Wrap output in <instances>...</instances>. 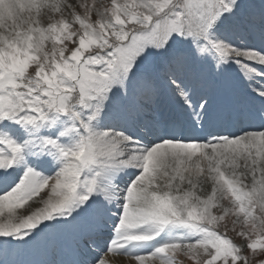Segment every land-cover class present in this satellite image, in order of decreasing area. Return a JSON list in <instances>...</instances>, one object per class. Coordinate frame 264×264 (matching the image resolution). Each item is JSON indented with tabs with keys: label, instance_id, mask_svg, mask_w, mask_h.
Here are the masks:
<instances>
[{
	"label": "snow or ice",
	"instance_id": "obj_1",
	"mask_svg": "<svg viewBox=\"0 0 264 264\" xmlns=\"http://www.w3.org/2000/svg\"><path fill=\"white\" fill-rule=\"evenodd\" d=\"M261 254L264 0H0V264Z\"/></svg>",
	"mask_w": 264,
	"mask_h": 264
},
{
	"label": "rangeland",
	"instance_id": "obj_2",
	"mask_svg": "<svg viewBox=\"0 0 264 264\" xmlns=\"http://www.w3.org/2000/svg\"><path fill=\"white\" fill-rule=\"evenodd\" d=\"M101 2H107V0H101ZM47 192H44L41 194V196L45 195ZM38 201V199L36 200ZM30 203L28 206H26V210H31L32 206H34L35 204L38 203ZM24 210H21L22 212H25ZM21 214H26V213H22ZM229 227H231V222L229 220ZM229 237H231L234 241V243H236L237 245H241V244H245L246 242L240 238L239 236L236 235V233L229 231L228 232ZM245 255L250 256L251 254L245 249L244 252ZM108 259L111 261V264H135V261H133L132 259L128 258V257H124V256H109ZM177 262L178 264H191V262L189 260H187V258L183 257V256H178L177 258ZM264 259V254L258 255L255 258V261H253V264H256V261L258 260H262Z\"/></svg>",
	"mask_w": 264,
	"mask_h": 264
},
{
	"label": "bare ground",
	"instance_id": "obj_3",
	"mask_svg": "<svg viewBox=\"0 0 264 264\" xmlns=\"http://www.w3.org/2000/svg\"><path fill=\"white\" fill-rule=\"evenodd\" d=\"M209 73H211V69H206ZM236 74L238 75V77L237 78H239V74L236 72ZM45 192H47V190H45ZM42 194V193H41ZM46 195V194H45ZM45 195H43V196H45ZM38 199V201H36ZM36 200H34L33 202H30L31 204L32 203H35V201H36V203H38V204H35L34 206H32V209L31 210H26L25 209V212H22V213H26V214H28L29 212H31V211H33V210H35L36 208H39V207H41L42 205H41V203L39 202V198H37Z\"/></svg>",
	"mask_w": 264,
	"mask_h": 264
}]
</instances>
